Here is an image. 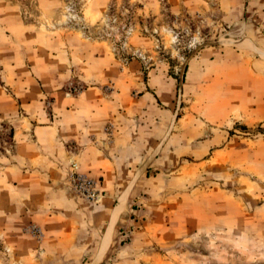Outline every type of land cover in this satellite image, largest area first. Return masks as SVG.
<instances>
[{"label":"rangeland","instance_id":"374dc122","mask_svg":"<svg viewBox=\"0 0 264 264\" xmlns=\"http://www.w3.org/2000/svg\"><path fill=\"white\" fill-rule=\"evenodd\" d=\"M249 2L0 0V264H264Z\"/></svg>","mask_w":264,"mask_h":264},{"label":"crops","instance_id":"0c3cea01","mask_svg":"<svg viewBox=\"0 0 264 264\" xmlns=\"http://www.w3.org/2000/svg\"><path fill=\"white\" fill-rule=\"evenodd\" d=\"M249 7L251 9L249 13L252 14L259 25L253 24L251 28L246 30L248 33H252V35L249 34V38L245 42L249 43L251 48L258 49L262 52L264 47V0H250ZM256 54L260 56L259 53ZM89 128L91 129L87 134H83L82 131L75 129L69 136V141H77V152L83 157L85 162L88 160L86 157L89 153H92L98 147L94 143L99 137L100 125H92ZM42 174H45L43 170Z\"/></svg>","mask_w":264,"mask_h":264}]
</instances>
